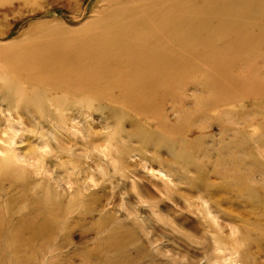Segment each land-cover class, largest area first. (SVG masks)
I'll return each instance as SVG.
<instances>
[{
  "label": "rangeland",
  "instance_id": "obj_1",
  "mask_svg": "<svg viewBox=\"0 0 264 264\" xmlns=\"http://www.w3.org/2000/svg\"><path fill=\"white\" fill-rule=\"evenodd\" d=\"M68 58L71 96L47 68ZM8 90L57 116L23 112L18 137L0 124L55 228L0 235V264H264V199H248L264 196V0H0ZM115 226L154 244L104 248Z\"/></svg>",
  "mask_w": 264,
  "mask_h": 264
},
{
  "label": "bare ground",
  "instance_id": "obj_2",
  "mask_svg": "<svg viewBox=\"0 0 264 264\" xmlns=\"http://www.w3.org/2000/svg\"><path fill=\"white\" fill-rule=\"evenodd\" d=\"M71 62L72 60L68 58L63 61V64L60 63L61 65L52 64L47 67L48 69H50L49 70L50 72L52 71L60 72L59 76H57L55 80L53 81V83L50 85V88L53 89L54 87H57L55 92H58V90H60L61 92H64V94H67L69 96H71V94L73 93V90L71 86L66 85L65 82L66 80H70L74 74L69 72L68 70L66 71L65 66L70 64ZM62 67H65V68H62ZM60 82H64L65 85H63ZM67 83H69V81ZM26 97L27 96L19 93L17 90L5 92L4 94H2L1 102H6L7 104L3 105V109H0V124H2V126L4 127L1 134L4 135L10 132L13 134L14 137H18V135H20L19 133L22 131L23 124H27V122H24L21 120V114L25 112L27 117H29L30 115L31 116L33 115V112L29 110V108H24V105H26L25 100L26 102H29V101L33 102L32 101L33 98L31 97V99H29L30 97L29 98H26ZM17 98H18V101H17L18 103L16 102L17 105L13 108V106L11 105V100H16ZM50 102L54 105L55 108L58 107L57 104L54 102V100L51 99ZM38 103L39 104L37 105L33 103L31 104L34 110L35 111L37 110L36 112H38L39 115L32 116L33 118L29 120L33 123V128L41 129V128H44V126L46 127V124L48 123L47 122L48 120L47 118H45V116L53 117V118L50 117V120H51V121L49 120L50 122H53L54 118L56 119L57 116L52 114V110L49 106L45 107L43 104H41V102H38ZM59 108L60 107H58V109ZM44 111L47 112L45 116H44ZM48 133L52 135V137H54V140H55L57 132L55 133V130H50ZM1 134H0V154L1 153L4 154V157L0 158V235H10V236H17V237L18 235H23V236H28V238L30 239V237L39 236L43 233L52 232L55 227L49 220H47L48 218L47 215L50 213V208L47 207V205L49 206L51 203L49 200H45L44 198L46 196H44L43 190L41 187L43 186L42 180L35 179V178H28L27 176L25 178L21 177L22 170H24L29 165L31 167L34 165V164H30L31 162L29 159L31 158L28 159L25 153L24 154L22 153L24 152L23 150L21 151L22 148L15 147V143L13 142L15 140L13 139L11 140L12 141L11 143L9 141L7 142L8 144L6 145V147L4 146L2 147L1 143H4L5 140L2 139ZM127 135L129 138L132 137L131 134H127ZM55 149L57 152L61 151V148L59 146L58 147L56 146ZM41 150H44V149H41ZM32 154L34 155L35 153H32ZM189 161L190 160L188 159V162ZM37 163L38 161L35 164ZM79 194L80 192L77 190V192L73 194L74 195L73 198L75 196H79ZM51 198L52 197H50V199ZM253 198H255L258 201L259 199L260 200L264 199V196H261L260 198V197H256L252 193H249L248 199L251 200ZM92 200H93V197H89L82 201H84L87 204L91 202ZM94 212H95V209H92V208L89 211L82 210L81 212L78 213L77 219L83 220V219H86V217H93L92 214ZM111 215L109 213H104L103 214L104 222L105 221L109 222L112 219ZM124 219H127L128 221L132 220V224L135 225L136 227H137L138 222H141L142 224L144 223V221L140 219L139 217H137L134 212L129 211V210L125 214ZM115 220H118L117 217ZM121 221L123 222V218H121ZM75 225L77 226L78 224L76 223ZM89 228H91V226ZM121 228L122 227L118 228L115 226L110 236H107L103 241L101 239V242H100L101 245H104V248L108 247L114 251L117 250L119 247H122V246L125 247L126 245L135 246L138 249H143V248L145 249V247L147 246L148 247L153 246L154 243L151 241H148L145 247L142 245L130 243L131 239L135 236L134 233H132V231L130 230H127V231H130L131 233L128 239L122 238V237L118 238V235H120V232L123 231V229ZM114 262H115L114 260L107 259L105 264H113Z\"/></svg>",
  "mask_w": 264,
  "mask_h": 264
}]
</instances>
